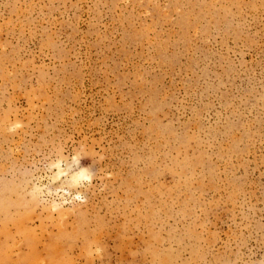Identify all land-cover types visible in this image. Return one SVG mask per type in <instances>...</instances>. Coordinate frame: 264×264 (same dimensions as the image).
<instances>
[{"label":"rangeland","instance_id":"1","mask_svg":"<svg viewBox=\"0 0 264 264\" xmlns=\"http://www.w3.org/2000/svg\"><path fill=\"white\" fill-rule=\"evenodd\" d=\"M0 264H264V0H0Z\"/></svg>","mask_w":264,"mask_h":264},{"label":"clouds","instance_id":"2","mask_svg":"<svg viewBox=\"0 0 264 264\" xmlns=\"http://www.w3.org/2000/svg\"><path fill=\"white\" fill-rule=\"evenodd\" d=\"M10 131H14L15 127L10 128ZM86 158L80 155L78 152L73 151L70 154H65L61 157H53L48 160L47 165L43 167L42 175L51 179V183L59 187L63 182L64 190L71 193V195L77 197L79 202L80 194L82 190H87L90 185L95 184V173L91 167L82 166L81 161ZM59 177V179H55ZM49 181H42L40 176L35 177L32 181V190L35 192L37 188H42L45 183ZM32 193H30L31 195ZM43 202H50V197L47 191L39 197Z\"/></svg>","mask_w":264,"mask_h":264}]
</instances>
